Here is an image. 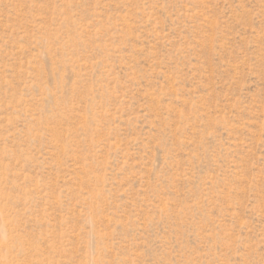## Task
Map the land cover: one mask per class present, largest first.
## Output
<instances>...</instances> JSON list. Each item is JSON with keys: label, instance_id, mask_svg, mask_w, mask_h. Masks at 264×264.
<instances>
[{"label": "rangeland", "instance_id": "1", "mask_svg": "<svg viewBox=\"0 0 264 264\" xmlns=\"http://www.w3.org/2000/svg\"><path fill=\"white\" fill-rule=\"evenodd\" d=\"M0 264H264V0H0Z\"/></svg>", "mask_w": 264, "mask_h": 264}]
</instances>
